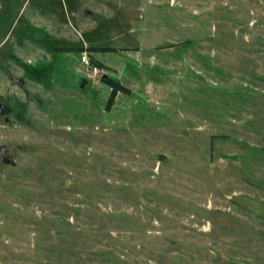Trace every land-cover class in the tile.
Masks as SVG:
<instances>
[{"label": "rangeland", "instance_id": "374dc122", "mask_svg": "<svg viewBox=\"0 0 264 264\" xmlns=\"http://www.w3.org/2000/svg\"><path fill=\"white\" fill-rule=\"evenodd\" d=\"M0 107V264H264V0H0Z\"/></svg>", "mask_w": 264, "mask_h": 264}, {"label": "water", "instance_id": "95a60500", "mask_svg": "<svg viewBox=\"0 0 264 264\" xmlns=\"http://www.w3.org/2000/svg\"><path fill=\"white\" fill-rule=\"evenodd\" d=\"M0 155L6 156V161L9 164H12V165H16L17 164V161L16 160H13L11 156H7V148L5 146L0 147Z\"/></svg>", "mask_w": 264, "mask_h": 264}, {"label": "built area", "instance_id": "2783aa9c", "mask_svg": "<svg viewBox=\"0 0 264 264\" xmlns=\"http://www.w3.org/2000/svg\"><path fill=\"white\" fill-rule=\"evenodd\" d=\"M84 61L88 62V57L87 56L84 57Z\"/></svg>", "mask_w": 264, "mask_h": 264}, {"label": "flooded vegetation", "instance_id": "af4514ba", "mask_svg": "<svg viewBox=\"0 0 264 264\" xmlns=\"http://www.w3.org/2000/svg\"><path fill=\"white\" fill-rule=\"evenodd\" d=\"M0 111H3L2 107H0ZM7 156H9L8 153H7ZM5 158H6V156H5Z\"/></svg>", "mask_w": 264, "mask_h": 264}, {"label": "trees", "instance_id": "16d2710c", "mask_svg": "<svg viewBox=\"0 0 264 264\" xmlns=\"http://www.w3.org/2000/svg\"><path fill=\"white\" fill-rule=\"evenodd\" d=\"M57 49H59L58 47H56Z\"/></svg>", "mask_w": 264, "mask_h": 264}]
</instances>
